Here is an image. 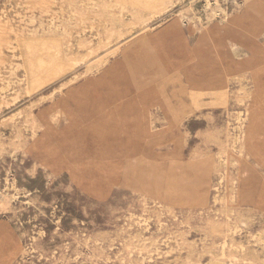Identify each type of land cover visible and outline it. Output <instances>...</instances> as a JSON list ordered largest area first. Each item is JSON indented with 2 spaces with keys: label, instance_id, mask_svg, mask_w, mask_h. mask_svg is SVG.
Returning <instances> with one entry per match:
<instances>
[{
  "label": "rangeland",
  "instance_id": "rangeland-1",
  "mask_svg": "<svg viewBox=\"0 0 264 264\" xmlns=\"http://www.w3.org/2000/svg\"><path fill=\"white\" fill-rule=\"evenodd\" d=\"M260 240L264 0H0V264H264Z\"/></svg>",
  "mask_w": 264,
  "mask_h": 264
},
{
  "label": "bare ground",
  "instance_id": "bare-ground-1",
  "mask_svg": "<svg viewBox=\"0 0 264 264\" xmlns=\"http://www.w3.org/2000/svg\"><path fill=\"white\" fill-rule=\"evenodd\" d=\"M69 2H70V1H69ZM90 2H91V1H90ZM74 3H75V2H74ZM97 3H98V2H97ZM85 4H86V3H85ZM78 6H79V5H78ZM83 6H84V5H83ZM84 7H85V6H84ZM92 7H93V6H92ZM69 8H70V7H69ZM86 8H87V7H86ZM96 8H97V7H96ZM96 8H95V9H96ZM91 10H93V9H91ZM111 10H112V9H111ZM112 11H113V10H112ZM121 12H122V11H121ZM61 13H62V12H61ZM75 14H76V13H75ZM78 15H79V13H78ZM78 15H77V16H78ZM111 15H112V14H111ZM111 15H109V16H111ZM120 15H121V14H120ZM120 15H119V16H120ZM79 17H80V15H79ZM33 19H34V18H33ZM69 24H70V23H69ZM38 26H40V25H38ZM51 27H52V25H51ZM37 28H38V27H37ZM37 28H36V29H37ZM42 28H43V27H42ZM49 28H50V27H49ZM58 28H59V27H58ZM63 30H64V29H62V34H63ZM36 31H37V30H36ZM37 32H38V31H37ZM41 32H42V31H41ZM55 33H56V30H55ZM69 34H70V33H69ZM59 38H60V37H59ZM59 40H60V39H59ZM68 46H69V45H68ZM67 51H68V50H67ZM89 52H90V51H89ZM90 54H91V53H90ZM15 59H16V58H15ZM82 59H83V58H82ZM84 60H86V58H85ZM66 61H67V60H66ZM73 64H74V63H73ZM68 65H69V64H68ZM72 66H75V65H72ZM16 67H17V66H16ZM68 67L70 68V66H67L66 68H68ZM73 68H74V67H73ZM61 70H62V68H61ZM67 70H69V69H67ZM67 70H66V71L64 70V72L67 73ZM62 72H63V71H62ZM64 72H63V73H64ZM90 73H91V72H90ZM64 74H65V73H64ZM84 74H85V73H84ZM65 75H66V74H65ZM84 76H85V75H84ZM62 77H63V75H62ZM57 78H58V77H57ZM76 81H77V80H76ZM35 82H36V81H35ZM34 85H35V84H34ZM44 85H46V84H44ZM31 88H32V87H31ZM31 88H30V89H31ZM8 89H10V87H9ZM35 90H36V89H35ZM2 91H3V90H2ZM2 91H1V92H2ZM30 92H31V91H30ZM27 95H28V94H27ZM15 102H16V101H15ZM145 110H146V109H145ZM242 127H243V126H242ZM147 131H148V130H147ZM144 132H146V130H145ZM253 240H254V239H253ZM260 241H261V240H260ZM263 242H264V241H263ZM263 242L261 241L260 244H262ZM224 244H225V243H224ZM257 244H259V243H257ZM263 245H264V243H263ZM222 248H224V247H222ZM241 249H242V248H241ZM241 252H242V251H241Z\"/></svg>",
  "mask_w": 264,
  "mask_h": 264
}]
</instances>
